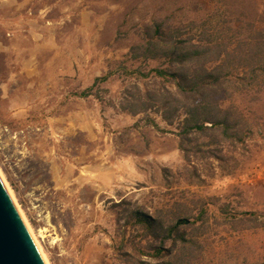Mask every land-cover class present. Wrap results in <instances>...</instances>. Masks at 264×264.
Instances as JSON below:
<instances>
[{
    "label": "rangeland",
    "instance_id": "obj_1",
    "mask_svg": "<svg viewBox=\"0 0 264 264\" xmlns=\"http://www.w3.org/2000/svg\"><path fill=\"white\" fill-rule=\"evenodd\" d=\"M0 174L46 264H264V0H0Z\"/></svg>",
    "mask_w": 264,
    "mask_h": 264
},
{
    "label": "water",
    "instance_id": "obj_2",
    "mask_svg": "<svg viewBox=\"0 0 264 264\" xmlns=\"http://www.w3.org/2000/svg\"><path fill=\"white\" fill-rule=\"evenodd\" d=\"M0 264H45L1 178Z\"/></svg>",
    "mask_w": 264,
    "mask_h": 264
},
{
    "label": "trees",
    "instance_id": "obj_3",
    "mask_svg": "<svg viewBox=\"0 0 264 264\" xmlns=\"http://www.w3.org/2000/svg\"><path fill=\"white\" fill-rule=\"evenodd\" d=\"M183 56H186L185 51L183 52ZM216 70L217 69H213L210 71H204L202 74L195 73L192 75H187V78H185V79H187L188 89L191 91H195L196 89H198V87L200 85H204L206 87H210L211 85H214V84L220 85L221 82H218L219 81L218 76L214 74L216 72ZM157 73H159L160 75H164V72H161V71L157 72ZM171 76L175 77V75H172V74H171ZM182 84H183V81L180 80L177 84V87H179V88L182 87ZM209 123H210L211 129L220 128L223 131V133H225L228 129L234 128V124L228 125L227 122L223 119L218 120V121H214V122H209ZM193 127L197 130L206 129V126H204L203 124L202 125H194ZM242 216L248 217V216H252V215L251 214H243ZM140 218H141L142 224L144 225L145 229L152 232L156 238H159V236L162 234L168 233L166 231L169 230V227L166 224H163L162 222H158V221H156V220H154L151 217L146 216V215H144V216L140 215ZM241 219H243V218H241ZM187 224H190V222L188 220L179 219L176 222L175 228H178L182 225L184 226ZM175 228H172V230ZM167 238H168V236H164L161 241L163 242ZM180 241L184 245L189 243L187 240H184L183 238ZM154 249H155V251L152 254V258H154V259H159L162 255V253L165 252V250H162L160 248H154ZM159 264H167V263L163 262V263H159Z\"/></svg>",
    "mask_w": 264,
    "mask_h": 264
},
{
    "label": "bare ground",
    "instance_id": "obj_4",
    "mask_svg": "<svg viewBox=\"0 0 264 264\" xmlns=\"http://www.w3.org/2000/svg\"><path fill=\"white\" fill-rule=\"evenodd\" d=\"M0 178H1V180L3 181L2 177H1V174H0ZM3 183H4V185H5L6 189H7V191L9 192V189H8V187L6 186V184H5L4 181H3ZM9 194H10V196H11V198H12V200H13L15 206H16V208H17L18 211H19V208H18L17 204L15 203V201H14V199H13V197H12V195H11L10 192H9ZM19 213H20L22 219L24 220V222H25V224H26V226H27V223H26V221H25V219H24L22 213H21L20 211H19ZM27 228H28V230H29V232H30V234H31V236H32V238H33V240H34V242H35L37 248H38V251H39L40 255L42 256V258H43V260H44V263L46 264V261H45V259H44V257H43V254H42V252H41V250H40V248H39V245H38V243H37V240H36L35 235L33 234V232L30 230V228H29L28 226H27Z\"/></svg>",
    "mask_w": 264,
    "mask_h": 264
}]
</instances>
